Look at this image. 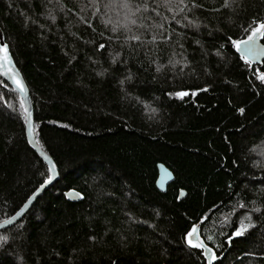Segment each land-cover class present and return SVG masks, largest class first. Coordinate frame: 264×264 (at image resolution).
Wrapping results in <instances>:
<instances>
[{"label": "trees", "instance_id": "1", "mask_svg": "<svg viewBox=\"0 0 264 264\" xmlns=\"http://www.w3.org/2000/svg\"><path fill=\"white\" fill-rule=\"evenodd\" d=\"M195 2L202 7L187 0L170 12L148 0L155 12L138 13L131 32H112L125 22L117 7L101 4L93 16L88 0H0V31L29 93L35 141L58 172L0 231L9 238L0 264H205L184 240L192 223L214 264H264V85L228 40L264 19V0L219 12L211 9L223 0ZM131 34L141 39L125 42ZM254 67L264 70V58ZM178 91L189 95H169ZM0 97L2 222L50 173L27 144L22 102L2 75ZM158 164L173 175L165 192L156 187ZM245 213L255 227L228 242Z\"/></svg>", "mask_w": 264, "mask_h": 264}, {"label": "snow or ice", "instance_id": "2", "mask_svg": "<svg viewBox=\"0 0 264 264\" xmlns=\"http://www.w3.org/2000/svg\"><path fill=\"white\" fill-rule=\"evenodd\" d=\"M51 2V0H49ZM62 0H57V3H61ZM156 3V0H153V4ZM103 5L106 9H111L112 7H117L124 12V21L120 22L118 24H113L112 26V32H117L120 29H123L127 32H131L130 25H136L137 24V14H143L147 13L149 11L155 12L156 8L152 7L148 3V0H140V2H137V0H88L87 7L93 8V16H95L97 13L100 12V5ZM161 4L164 7L168 8V11H173V8L171 5L175 4L177 11H184L185 6L187 5V0H161ZM240 5V0H223V3L220 4L219 8L211 9V11L219 12L221 8L228 9L229 11H235L236 8H238ZM159 6V5H158ZM11 7V5H9ZM191 7L192 8H198L202 7V5H199L195 2V0H191ZM71 11V9H69ZM159 15V13H157ZM81 22L88 23L89 27H91V24L89 21L84 17H79ZM145 19L147 17H144ZM175 19V17H173ZM187 19V17H185ZM177 23H180V21H176ZM108 23H111L110 20L106 21V25ZM190 24L195 26V21H189ZM141 27H145L143 24V21H141L140 24ZM156 27H162V25H156ZM125 42L127 41H139L141 37L137 34H131L124 37ZM153 40H155V36L152 37ZM167 39V37H165ZM261 40L264 41V19L259 18H253L250 24H248L245 28V34L244 38L242 39H233L231 36L228 37V40L231 43L232 48L236 50L237 53H240V60L244 62L246 67L252 68V76L255 81H258L261 85H264V70H260L256 67H254V62H259L261 57H264V42L257 43V41ZM104 44H100L99 48H104ZM221 48L224 47V45L220 46ZM217 56H222L221 51L218 49L216 51ZM119 56V53H117V57ZM116 57L113 58V62H115ZM12 60L9 56V49L8 45L0 43V69H3L2 72H0V75H11L14 79L13 82L16 84L17 88L20 90L21 93L25 91V87L23 83L15 79V69L11 67ZM159 71V68L157 69ZM97 75H100V73H97ZM131 78L130 76L128 77ZM124 81H121V84H123ZM204 91H207V89H204ZM192 95H195V93H191ZM170 96H175L178 99H181L189 93L187 91H178L174 93H169ZM2 98V97H0ZM231 103V101H229ZM21 107H24L23 102L21 104ZM156 110L153 109V112ZM236 111L243 114L245 112V109L243 107L236 108ZM30 117V113L25 108L24 109V119L25 121H28ZM31 131V129H29ZM55 166L53 165L52 168L49 169V173L52 172L53 168ZM160 167H163V165H160ZM52 179V176L49 175L47 179L44 180V183L41 184V188L44 187V185L48 184ZM185 193L183 189L180 191V196H183ZM79 195V194H77ZM239 195V194H238ZM31 199V197H29ZM255 204V201L252 202ZM239 208H244V203H238ZM235 210V209H234ZM251 212L253 213H259L261 212L260 207H253L251 209ZM17 216H20V212H17ZM11 218L8 221H5V223H11ZM201 221H203L204 217L200 218ZM245 220L248 222L245 223ZM228 222V217H225L224 223ZM255 224L252 222V217L245 213L244 216L239 220V223L235 225L234 230L230 233V235L227 236V241L231 242L234 238L244 236L246 233L249 232V229L254 228ZM203 233L200 231V227H198L197 223H192L191 226L187 229L184 235V240L189 248L198 249L200 250V254L202 258L205 261V264H214V261L218 259L216 253L214 252L213 248L210 247L207 243H205V240L202 239ZM7 236H0V247L3 246V244H6L8 241ZM89 240L95 241V237L90 236L88 238ZM208 241L213 240L212 235H208L206 237Z\"/></svg>", "mask_w": 264, "mask_h": 264}, {"label": "water", "instance_id": "3", "mask_svg": "<svg viewBox=\"0 0 264 264\" xmlns=\"http://www.w3.org/2000/svg\"><path fill=\"white\" fill-rule=\"evenodd\" d=\"M0 43L5 44L1 31H0ZM257 43L259 44L258 41H257ZM238 54L240 55V53H238ZM9 56H10V59L12 60L10 53H9ZM263 58L264 57H261L259 62H254V64H260L261 60ZM11 67L15 69V73H16L15 76L18 80H20L23 83V85L25 87V91L23 93L20 92V90L17 88V86L12 82L10 75H2V76L7 82H9L12 85V87L15 88V90L18 92V95L20 97L21 102H23V105H24L23 108L24 109L26 108L28 110V112L30 113L29 120L25 121V136H26L27 144L37 154V156L47 165V167L50 169V168H52L53 165L55 166L54 162L51 160V158L47 154H45L42 151V149L37 145V143L35 141L34 128H33V108H32V103H31V100L29 97L28 90H27L17 68L15 67L13 60H12ZM2 71H3V69H0V72H2ZM29 129H31V131ZM160 165H162V164L157 165L158 177L156 180V187L159 191L165 192L167 185L171 181H173V175L165 166L160 167ZM50 175L52 176L51 181L48 184L44 185L43 188L39 187L36 191H34L29 196V197H31V199L28 198L26 200V202L21 206V208H19V210H17V212H20V216H17V212H15L11 217L0 222V231L5 230L7 228H10L13 225H15L18 221H20L26 215V213L30 210V208L32 207V205L34 204L36 199L38 197H40V195L57 180L58 172H57L56 166L53 168ZM65 195H66L67 199H69L70 201H78L79 200V195H77V193H75L73 191L67 192ZM183 196H180V198H182ZM11 218H15V219H12L11 223L6 224L5 221L10 220Z\"/></svg>", "mask_w": 264, "mask_h": 264}, {"label": "bare ground", "instance_id": "4", "mask_svg": "<svg viewBox=\"0 0 264 264\" xmlns=\"http://www.w3.org/2000/svg\"><path fill=\"white\" fill-rule=\"evenodd\" d=\"M10 78H11V80H12V82H13V79H14V78H13L11 75H10ZM15 79H17L16 76H15ZM13 83H14V82H13ZM14 84H15V83H14ZM15 85H16V84H15Z\"/></svg>", "mask_w": 264, "mask_h": 264}]
</instances>
